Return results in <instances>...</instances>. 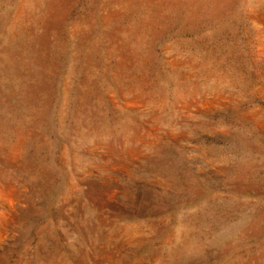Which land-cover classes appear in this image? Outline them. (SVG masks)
<instances>
[{
	"label": "rangeland",
	"instance_id": "rangeland-1",
	"mask_svg": "<svg viewBox=\"0 0 264 264\" xmlns=\"http://www.w3.org/2000/svg\"><path fill=\"white\" fill-rule=\"evenodd\" d=\"M0 264H264V0H0Z\"/></svg>",
	"mask_w": 264,
	"mask_h": 264
}]
</instances>
